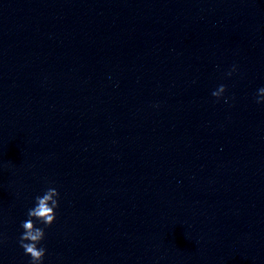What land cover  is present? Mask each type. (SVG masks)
Returning a JSON list of instances; mask_svg holds the SVG:
<instances>
[{"label": "water", "instance_id": "95a60500", "mask_svg": "<svg viewBox=\"0 0 264 264\" xmlns=\"http://www.w3.org/2000/svg\"><path fill=\"white\" fill-rule=\"evenodd\" d=\"M0 264H264V0H0Z\"/></svg>", "mask_w": 264, "mask_h": 264}]
</instances>
